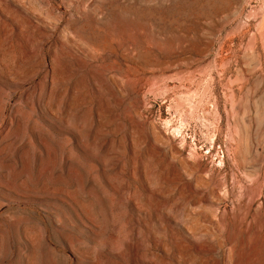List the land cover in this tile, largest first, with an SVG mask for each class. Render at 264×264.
I'll return each instance as SVG.
<instances>
[{"label": "rangeland", "instance_id": "374dc122", "mask_svg": "<svg viewBox=\"0 0 264 264\" xmlns=\"http://www.w3.org/2000/svg\"><path fill=\"white\" fill-rule=\"evenodd\" d=\"M263 28L264 0H0V264H264Z\"/></svg>", "mask_w": 264, "mask_h": 264}, {"label": "bare ground", "instance_id": "6f19581e", "mask_svg": "<svg viewBox=\"0 0 264 264\" xmlns=\"http://www.w3.org/2000/svg\"><path fill=\"white\" fill-rule=\"evenodd\" d=\"M264 29V28H263ZM254 213V212H253ZM258 213V212H257ZM47 229V228H46Z\"/></svg>", "mask_w": 264, "mask_h": 264}]
</instances>
